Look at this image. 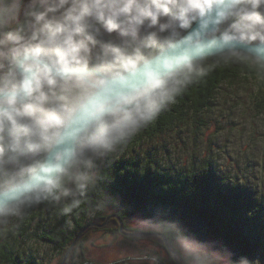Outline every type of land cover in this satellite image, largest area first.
I'll use <instances>...</instances> for the list:
<instances>
[{
    "label": "clouds",
    "instance_id": "obj_1",
    "mask_svg": "<svg viewBox=\"0 0 264 264\" xmlns=\"http://www.w3.org/2000/svg\"><path fill=\"white\" fill-rule=\"evenodd\" d=\"M228 63L264 71V0H0V226L72 213L98 162ZM130 223L140 264H256L160 214Z\"/></svg>",
    "mask_w": 264,
    "mask_h": 264
},
{
    "label": "trees",
    "instance_id": "obj_2",
    "mask_svg": "<svg viewBox=\"0 0 264 264\" xmlns=\"http://www.w3.org/2000/svg\"><path fill=\"white\" fill-rule=\"evenodd\" d=\"M206 73L178 95L152 123L105 159L96 187L88 191L80 207L72 213L64 214L60 206L57 224L49 231L44 230L41 239L60 249L59 253L63 255L87 225L89 216L105 221L109 217L108 208H115L114 214L119 218L113 220L118 230L120 219L124 220L132 210L138 209L150 217L160 214L164 219L178 222L183 229L202 240L221 239L231 247L234 258L247 256L251 259L258 249H264L261 202L245 187L220 180L212 162H204L199 167L193 165L177 175L161 173L148 163L142 174L135 160L125 158V153L135 147V142L154 140L175 123L196 120L199 114L211 108L217 92L225 83L234 86L240 79L254 82L253 100L257 113H264V71L245 63H228L210 64ZM49 204L55 203L43 202L26 209L19 218L21 222L17 229L23 230L33 219H43L42 210ZM21 257L8 240L0 242L2 263L24 264ZM25 261V264L36 262L34 256Z\"/></svg>",
    "mask_w": 264,
    "mask_h": 264
},
{
    "label": "rangeland",
    "instance_id": "obj_3",
    "mask_svg": "<svg viewBox=\"0 0 264 264\" xmlns=\"http://www.w3.org/2000/svg\"><path fill=\"white\" fill-rule=\"evenodd\" d=\"M255 91V83L245 79L234 86L223 84L208 111L199 114L196 120L175 123L154 140L135 142L125 158L135 160L142 174L148 163L161 173L177 175L193 165L199 167L212 162L220 180L245 187L261 202L264 220V113H257ZM105 159L98 162V176ZM60 206L49 204L42 210L43 219H33L21 231L17 229L20 219L12 218L7 225L0 226V242L8 240L13 244L24 264L29 256L35 257L34 264H140L131 259L138 248L126 238L125 231L133 227L132 220L149 215L132 210L122 220L123 226L120 221L118 230L113 220L117 218L115 208L106 211L111 217L107 222L89 216L86 228L75 236V242L62 255L60 249L41 239L44 230L49 231L57 224ZM208 241L232 251L221 239L210 237ZM251 260L264 264V249H258ZM0 264L9 263L0 261Z\"/></svg>",
    "mask_w": 264,
    "mask_h": 264
},
{
    "label": "water",
    "instance_id": "obj_4",
    "mask_svg": "<svg viewBox=\"0 0 264 264\" xmlns=\"http://www.w3.org/2000/svg\"><path fill=\"white\" fill-rule=\"evenodd\" d=\"M116 217L119 218L118 215H116ZM109 218H111V217L109 216V217L106 219V222L109 220ZM120 221H121V226H123L122 219H120ZM85 228H86V227H85ZM85 228H84V229H85ZM75 240H76V239H75ZM75 240H74V242H75ZM64 261H65V260H64Z\"/></svg>",
    "mask_w": 264,
    "mask_h": 264
},
{
    "label": "bare ground",
    "instance_id": "obj_5",
    "mask_svg": "<svg viewBox=\"0 0 264 264\" xmlns=\"http://www.w3.org/2000/svg\"><path fill=\"white\" fill-rule=\"evenodd\" d=\"M100 170V169H99Z\"/></svg>",
    "mask_w": 264,
    "mask_h": 264
}]
</instances>
